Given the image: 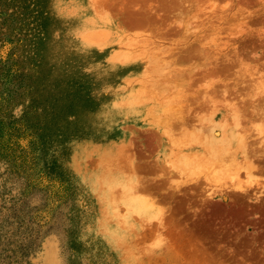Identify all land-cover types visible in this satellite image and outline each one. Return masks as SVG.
<instances>
[{
    "label": "rangeland",
    "instance_id": "1",
    "mask_svg": "<svg viewBox=\"0 0 264 264\" xmlns=\"http://www.w3.org/2000/svg\"><path fill=\"white\" fill-rule=\"evenodd\" d=\"M0 54L50 216L20 257L0 175V264H264V0H0Z\"/></svg>",
    "mask_w": 264,
    "mask_h": 264
},
{
    "label": "trees",
    "instance_id": "2",
    "mask_svg": "<svg viewBox=\"0 0 264 264\" xmlns=\"http://www.w3.org/2000/svg\"><path fill=\"white\" fill-rule=\"evenodd\" d=\"M15 75L17 74L12 72L8 67L6 56H1L0 54V162L2 161L3 165L5 164L6 166L4 172H0V175L7 173L18 178L19 176L22 177L20 197L17 198L18 201L12 202L5 216V218L12 219L5 231V237L7 238V243L18 241L19 254L20 257H23L35 246V240L45 230H42L40 220H43L44 224H46L50 216L48 219H45L46 215H42L40 211L38 213H28V216L25 218L20 213V204L23 203L24 196L29 192L41 189L40 184L45 172L42 167L36 168L38 163L36 149L39 138L34 134V129V131L30 130V127L32 128L33 125H28L21 119L16 120L8 114L6 109L12 94L9 83L15 78ZM22 140L25 144H21ZM46 170L49 174H53L51 168H46ZM12 175L9 178L12 179L14 177ZM53 177L55 176L52 175ZM57 178L64 180L62 176H58ZM48 182L50 183L44 185V188L48 186L51 192L53 185L51 181ZM55 188L59 191H64V187L60 188L59 185ZM56 192L54 194H57ZM42 210L49 213V209ZM11 250L14 251V249Z\"/></svg>",
    "mask_w": 264,
    "mask_h": 264
},
{
    "label": "bare ground",
    "instance_id": "3",
    "mask_svg": "<svg viewBox=\"0 0 264 264\" xmlns=\"http://www.w3.org/2000/svg\"><path fill=\"white\" fill-rule=\"evenodd\" d=\"M221 145L226 147V144H225L224 141H223V143ZM231 154H233V153H231ZM231 154L230 153L229 154H224L223 158L220 159L221 161L220 160L218 161V168H216L218 173H224L225 171H229L228 169L232 168L233 166L235 167V161L236 160H234V158H235V157H233L234 155H231Z\"/></svg>",
    "mask_w": 264,
    "mask_h": 264
}]
</instances>
